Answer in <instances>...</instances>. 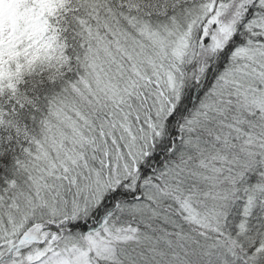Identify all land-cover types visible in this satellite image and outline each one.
Returning a JSON list of instances; mask_svg holds the SVG:
<instances>
[{
	"label": "snow or ice",
	"instance_id": "6c2138e0",
	"mask_svg": "<svg viewBox=\"0 0 264 264\" xmlns=\"http://www.w3.org/2000/svg\"><path fill=\"white\" fill-rule=\"evenodd\" d=\"M0 264H264V0H0Z\"/></svg>",
	"mask_w": 264,
	"mask_h": 264
}]
</instances>
